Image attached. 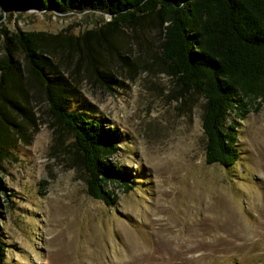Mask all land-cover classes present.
<instances>
[{
    "label": "rangeland",
    "instance_id": "1",
    "mask_svg": "<svg viewBox=\"0 0 264 264\" xmlns=\"http://www.w3.org/2000/svg\"><path fill=\"white\" fill-rule=\"evenodd\" d=\"M20 7L0 6V264H264V104L237 121V162L206 164L205 100L171 73L154 14L110 28L100 12ZM19 32L34 33V68L5 48ZM47 81L122 133L111 159L137 184L116 204L87 194Z\"/></svg>",
    "mask_w": 264,
    "mask_h": 264
},
{
    "label": "trees",
    "instance_id": "2",
    "mask_svg": "<svg viewBox=\"0 0 264 264\" xmlns=\"http://www.w3.org/2000/svg\"><path fill=\"white\" fill-rule=\"evenodd\" d=\"M21 3L38 11L108 14L105 26L110 28L154 14L162 57L171 73L205 100V163L230 167L237 162V121L264 104V0H0V6L11 9H20ZM4 16L0 10V25ZM0 32L7 33L3 27ZM15 40L32 68L41 64L33 32L12 34L5 39V48ZM9 65L8 57L0 63V100L6 99L2 87ZM42 86L49 112L73 134L87 194L107 206L116 204L115 189L128 193L137 184L131 172L111 159L122 133L70 109L61 84L47 81Z\"/></svg>",
    "mask_w": 264,
    "mask_h": 264
}]
</instances>
